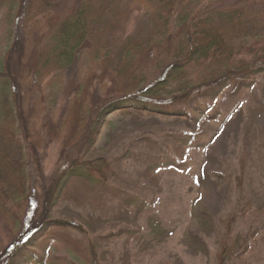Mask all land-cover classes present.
<instances>
[{
	"label": "trees",
	"instance_id": "trees-1",
	"mask_svg": "<svg viewBox=\"0 0 264 264\" xmlns=\"http://www.w3.org/2000/svg\"><path fill=\"white\" fill-rule=\"evenodd\" d=\"M5 7L10 43L8 56L0 54V233L7 230L12 243L0 264H102L92 240L71 243L76 261L49 252L59 242L69 246L59 231L83 230L53 214L70 181L107 186L113 180V162L86 161L84 153L116 111L195 119L206 113L203 105L192 107L201 94L214 90L216 98L234 83L256 82L264 74V0H0V12ZM136 14L153 22L146 38L130 30ZM74 69L83 70V79ZM63 95L69 103L59 120ZM54 142L63 146V170L37 190L31 162ZM235 250L226 245L220 264L236 260Z\"/></svg>",
	"mask_w": 264,
	"mask_h": 264
},
{
	"label": "rangeland",
	"instance_id": "rangeland-1",
	"mask_svg": "<svg viewBox=\"0 0 264 264\" xmlns=\"http://www.w3.org/2000/svg\"><path fill=\"white\" fill-rule=\"evenodd\" d=\"M6 9L0 12V54L8 56ZM130 30L146 38L153 22L136 14ZM72 72L83 79V70ZM214 93L208 90L192 104L206 109L195 119L130 107L110 116L84 157L108 158L115 166L113 180L107 186L70 181L53 214L83 230L59 231L71 241L55 244L50 254L76 261L71 243L92 240L102 264H220L221 252L232 245L239 257L230 264H264V75L248 87L234 83L216 98ZM68 103L63 95L59 120ZM62 162V144L50 143L31 162L34 188L57 178ZM11 243L4 229L0 257Z\"/></svg>",
	"mask_w": 264,
	"mask_h": 264
}]
</instances>
